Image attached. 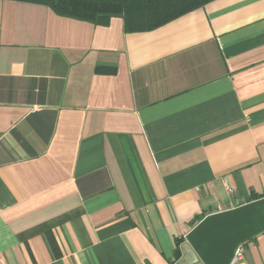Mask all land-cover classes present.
I'll return each mask as SVG.
<instances>
[{
  "label": "crops",
  "instance_id": "0c3cea01",
  "mask_svg": "<svg viewBox=\"0 0 264 264\" xmlns=\"http://www.w3.org/2000/svg\"><path fill=\"white\" fill-rule=\"evenodd\" d=\"M239 247L264 264V0L134 33L0 0V264Z\"/></svg>",
  "mask_w": 264,
  "mask_h": 264
},
{
  "label": "trees",
  "instance_id": "16d2710c",
  "mask_svg": "<svg viewBox=\"0 0 264 264\" xmlns=\"http://www.w3.org/2000/svg\"><path fill=\"white\" fill-rule=\"evenodd\" d=\"M45 3L59 16L108 25L124 21L126 33L148 32L216 0H21ZM178 254V253H177Z\"/></svg>",
  "mask_w": 264,
  "mask_h": 264
},
{
  "label": "built area",
  "instance_id": "2783aa9c",
  "mask_svg": "<svg viewBox=\"0 0 264 264\" xmlns=\"http://www.w3.org/2000/svg\"><path fill=\"white\" fill-rule=\"evenodd\" d=\"M232 264H247L244 262V249L239 247L233 257Z\"/></svg>",
  "mask_w": 264,
  "mask_h": 264
}]
</instances>
